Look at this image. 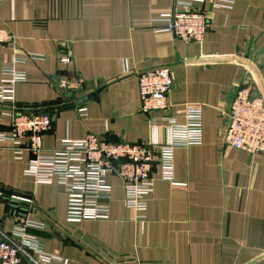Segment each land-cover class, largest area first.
Returning <instances> with one entry per match:
<instances>
[{"label":"crops","instance_id":"obj_1","mask_svg":"<svg viewBox=\"0 0 264 264\" xmlns=\"http://www.w3.org/2000/svg\"><path fill=\"white\" fill-rule=\"evenodd\" d=\"M192 1L0 0V31L10 34L0 42V81L5 64L26 58L17 65L26 78L16 105L52 116L46 153L90 134L165 144L173 135L166 117L184 126L188 106H202L201 141L175 147L173 180L155 163L145 218L127 208L122 180L109 175L110 217L68 221L64 188L38 182L27 173L32 155L18 160L13 142L0 141V229L45 222L29 233L55 257L49 264H264V152L225 145L222 114L243 80L264 95V0H235L232 8L206 0L203 42L155 31L163 25L155 19ZM162 66L174 72L171 109L144 113L138 73ZM8 112L0 105L5 136Z\"/></svg>","mask_w":264,"mask_h":264},{"label":"built area","instance_id":"obj_2","mask_svg":"<svg viewBox=\"0 0 264 264\" xmlns=\"http://www.w3.org/2000/svg\"><path fill=\"white\" fill-rule=\"evenodd\" d=\"M205 1L182 3L173 12L155 19L154 22L163 23L155 27V31L172 32L186 42H203L209 25L203 6ZM234 3L235 0H215L216 6L224 8H232ZM9 37L7 31H0V42ZM29 57L38 58V55L29 54ZM61 61L70 63L71 58L62 54ZM23 62L26 58H14L1 70L0 105H9L12 131L9 136L0 134V141L13 142L14 157L18 160L26 152L32 155L27 173L38 182H57L64 188L68 198V221L78 223L110 217L108 204L113 186L108 180L109 175L122 180L127 208L145 218L147 196L155 187L152 176L155 163H160L164 179L173 180L175 147L201 141L202 106H188L189 119L184 126L170 116L166 117L173 135L165 144L152 141L127 143L90 134L82 140L65 139L58 149L46 153L43 135L52 126V116L42 110L18 109L16 105V85L26 78L25 72L17 66ZM138 81L142 112H168L171 109L169 95L174 85V72L170 66L140 71ZM254 89V84L243 80L229 110L222 112L226 123L223 141L227 146L260 154L264 152V95H255ZM78 112L85 116V107L79 108ZM45 225V222L27 219L10 232L0 229V264H49L55 257L45 253L39 240L29 233L31 228H44Z\"/></svg>","mask_w":264,"mask_h":264},{"label":"water","instance_id":"obj_3","mask_svg":"<svg viewBox=\"0 0 264 264\" xmlns=\"http://www.w3.org/2000/svg\"><path fill=\"white\" fill-rule=\"evenodd\" d=\"M224 59H226V60H227V59H230V58H224ZM245 63H246V64H248V62H245ZM249 65H250V64H249ZM253 68H254V67H253ZM13 206H15V205H13Z\"/></svg>","mask_w":264,"mask_h":264},{"label":"trees","instance_id":"obj_4","mask_svg":"<svg viewBox=\"0 0 264 264\" xmlns=\"http://www.w3.org/2000/svg\"><path fill=\"white\" fill-rule=\"evenodd\" d=\"M109 140H111V139H109ZM113 141H115V140H113Z\"/></svg>","mask_w":264,"mask_h":264},{"label":"rangeland","instance_id":"obj_5","mask_svg":"<svg viewBox=\"0 0 264 264\" xmlns=\"http://www.w3.org/2000/svg\"><path fill=\"white\" fill-rule=\"evenodd\" d=\"M53 123V122H52ZM14 205V204H13ZM28 209V208H27Z\"/></svg>","mask_w":264,"mask_h":264}]
</instances>
